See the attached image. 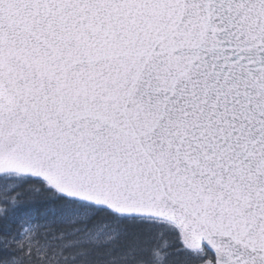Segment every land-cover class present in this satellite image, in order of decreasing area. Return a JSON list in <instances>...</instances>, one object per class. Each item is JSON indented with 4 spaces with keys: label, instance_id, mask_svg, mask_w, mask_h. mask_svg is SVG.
Returning a JSON list of instances; mask_svg holds the SVG:
<instances>
[{
    "label": "snow or ice",
    "instance_id": "6c2138e0",
    "mask_svg": "<svg viewBox=\"0 0 264 264\" xmlns=\"http://www.w3.org/2000/svg\"><path fill=\"white\" fill-rule=\"evenodd\" d=\"M0 264H264V0H0Z\"/></svg>",
    "mask_w": 264,
    "mask_h": 264
}]
</instances>
